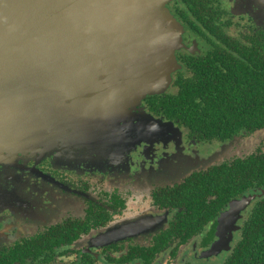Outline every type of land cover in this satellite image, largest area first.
I'll return each mask as SVG.
<instances>
[{"label":"flooded vegetation","instance_id":"1","mask_svg":"<svg viewBox=\"0 0 264 264\" xmlns=\"http://www.w3.org/2000/svg\"><path fill=\"white\" fill-rule=\"evenodd\" d=\"M166 3L186 45L169 90L129 114H112L110 126L102 119L78 125V145L56 151L66 161L39 154L27 166L19 161L26 174L5 175L0 264H264V164H257L264 126L210 136L169 117L162 103L180 92L182 78L196 79V63L223 72L227 58L237 57L227 56L229 36L242 44L263 38L264 1ZM224 148L235 151L204 164ZM249 157L244 177L240 166ZM38 180L56 190L48 204V190L40 189L44 212L16 189L34 193Z\"/></svg>","mask_w":264,"mask_h":264},{"label":"water","instance_id":"2","mask_svg":"<svg viewBox=\"0 0 264 264\" xmlns=\"http://www.w3.org/2000/svg\"><path fill=\"white\" fill-rule=\"evenodd\" d=\"M164 1L0 0V161L17 153L15 136L41 141V156L78 145V125L93 122L78 115L87 100L111 109L98 119L110 126L112 114L164 94L185 46ZM56 121L72 129L55 132Z\"/></svg>","mask_w":264,"mask_h":264},{"label":"trees","instance_id":"3","mask_svg":"<svg viewBox=\"0 0 264 264\" xmlns=\"http://www.w3.org/2000/svg\"><path fill=\"white\" fill-rule=\"evenodd\" d=\"M236 40L228 37L234 50L227 56L236 52L240 58L228 57L223 72L217 75L212 68L209 74L205 62L196 63V79L182 78L180 92L162 99L169 117L191 122L210 136L264 126V37L248 36L247 44ZM252 162L249 157L241 164L244 177L251 175ZM257 164L263 167L264 155H258Z\"/></svg>","mask_w":264,"mask_h":264},{"label":"rangeland","instance_id":"4","mask_svg":"<svg viewBox=\"0 0 264 264\" xmlns=\"http://www.w3.org/2000/svg\"><path fill=\"white\" fill-rule=\"evenodd\" d=\"M160 1H162V0H160ZM164 3L167 6L166 0L164 1ZM166 8H167V12H168V15H169L168 21H167V26L171 29V31L176 32V33L179 32V34H180L181 30H180L179 21L172 14V12L168 8V6ZM184 44H185V42H184ZM184 47H186V45ZM184 47H182V48H184ZM182 48H180V49H182ZM180 49H178V50H180ZM178 50L175 52L176 55H177ZM177 58H178V56H177ZM178 61H179V59H178ZM178 71L173 73V78H172L173 80L172 81H174V74L177 73ZM172 83L173 82H171L170 84L172 85ZM170 86L166 87V89H164V91L167 92L169 90ZM111 112H112L111 109L106 107L104 105V103H100L99 100H94L93 102L90 101V100H87V101H85L82 104L81 108L78 109V115H90L92 117V120H93V122L95 124L98 122V119H100L101 117H107L108 114H110ZM57 114H59V120H60L63 117L64 112H61V110L55 109L53 111V115L52 114H50V115L54 116V118H55ZM45 118H47V117L45 116ZM80 119H81V122L84 123V119L85 118L80 117ZM87 120H85V122H87ZM110 120H112V119H110ZM112 121H114V120H112ZM43 122L45 124H47L46 128H49L50 121L45 119ZM55 123H57V121ZM63 127L64 128H68V129H72V127H71V125H69V123L65 124L64 122H60V123L58 122L57 125L54 126V131L58 132ZM14 141L19 142L18 145H17L19 147L17 153H15V154L12 153V155H11V157H13L14 160L13 161L12 160H8V161H10V164H8V163L6 164L5 160L4 161L3 160L0 161V191L1 190H5V188L7 189L8 185L10 183L9 182L10 179L5 178V175L12 174L13 176L14 175L15 176L16 175L20 176L19 173L20 172L22 173L23 171H20V169L16 168L18 166L19 161L24 160L25 161V165L24 166H27L30 161H32L34 159H38L40 152L39 151L37 152L36 148L38 147V149L41 150V147H42L41 145L43 144L41 141L37 142L36 138L32 139L31 137H26L24 140L18 141V139L15 136L14 137ZM56 151L57 150L54 149L50 153H45L44 152L42 154V157L48 156L49 159H52V160L55 159L56 161L59 162L60 160L55 158L56 157ZM233 151H235L234 148H229V149L228 148L227 149L224 148L221 152H218L215 155H213L211 157V159L208 160L207 162H205L204 164H210V163H213V162H215L217 160L223 159L225 156H227L229 154H233ZM61 153H63V152H61ZM19 166H21V165H19ZM22 167L23 166H21V168ZM190 168L191 167H188L186 170H188ZM23 173L26 174V172H23ZM38 181H40V184L36 185V190H35L34 193L32 192V188L31 187L30 188H26V187H24L22 185H17L16 189L21 193V195H20L21 198L24 197L25 199L35 200L37 202L38 206L40 207V208H38V212H44V211H46V209L44 208V204L42 202L38 203V201L40 200L39 199L40 189H43V188L46 187V189L48 190V192H47V194L49 196L48 197V201H47L48 204H53L56 190L54 189V187L49 186L48 183H45V182L42 183L41 180H38ZM33 185H34V183H33ZM23 187H24L25 194H22Z\"/></svg>","mask_w":264,"mask_h":264}]
</instances>
